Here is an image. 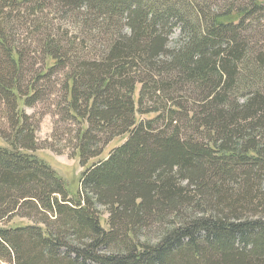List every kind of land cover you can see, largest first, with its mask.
Listing matches in <instances>:
<instances>
[{
	"label": "trees",
	"instance_id": "16d2710c",
	"mask_svg": "<svg viewBox=\"0 0 264 264\" xmlns=\"http://www.w3.org/2000/svg\"><path fill=\"white\" fill-rule=\"evenodd\" d=\"M0 262L264 264V0H0Z\"/></svg>",
	"mask_w": 264,
	"mask_h": 264
},
{
	"label": "rangeland",
	"instance_id": "374dc122",
	"mask_svg": "<svg viewBox=\"0 0 264 264\" xmlns=\"http://www.w3.org/2000/svg\"><path fill=\"white\" fill-rule=\"evenodd\" d=\"M36 111L27 110V114L31 115ZM153 116L147 117H139L137 120L142 119H149ZM52 118L47 115L44 116L40 122L39 129L37 132V140L40 145H43L45 141H49L51 129H52ZM123 140H116L115 142L111 143L103 153V157L113 149L115 146L122 143ZM34 155L41 161L45 162L49 167L57 173V175L66 183V187L70 193H75L78 188V181L80 178V174L82 173L83 169L79 166V163L76 159H70L65 154H54L50 150L41 149L34 153ZM107 216L103 212L101 214V224L104 228H106L105 221ZM0 264H4L1 263Z\"/></svg>",
	"mask_w": 264,
	"mask_h": 264
}]
</instances>
